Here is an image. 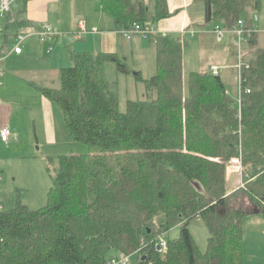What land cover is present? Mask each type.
Masks as SVG:
<instances>
[{"label": "trees", "instance_id": "trees-1", "mask_svg": "<svg viewBox=\"0 0 264 264\" xmlns=\"http://www.w3.org/2000/svg\"><path fill=\"white\" fill-rule=\"evenodd\" d=\"M28 1L15 9L16 0L2 18L1 49L29 26ZM201 1L205 24L225 31L238 21L253 31L261 7L260 0ZM101 10L117 34L170 17L166 0H101ZM148 41L156 47L155 73L145 80L136 73L145 99L128 100L124 111L104 80L108 62L129 74L115 55L70 52L73 65L59 70V87L40 89L90 154L61 156L54 170L47 167L52 186L44 207L17 202L0 210V264H107L133 255L135 264H243V219L264 214V48L254 31L243 46L250 92L239 113L219 75L194 72L186 86L181 38ZM233 159L242 165L234 186ZM237 198L252 211L233 204ZM194 218L207 227L204 252L188 228ZM174 228L178 236L168 238ZM160 238L165 251L157 249Z\"/></svg>", "mask_w": 264, "mask_h": 264}, {"label": "rangeland", "instance_id": "rangeland-1", "mask_svg": "<svg viewBox=\"0 0 264 264\" xmlns=\"http://www.w3.org/2000/svg\"><path fill=\"white\" fill-rule=\"evenodd\" d=\"M260 1V10L252 18L249 26L257 34L260 47L264 48V0ZM22 2L23 0H17L15 9L19 8ZM199 5L192 10V14L196 18H200V12L201 10L203 11L202 4L200 3ZM48 15L49 19L45 25L51 27L52 34L55 36L53 41L46 40L43 44L38 43L34 35L33 37L29 36L30 33L26 32V39L21 44V49L30 52L33 56L41 57L45 63H50V67L45 68L47 71H50L46 74L47 81H41V86L58 88L60 85L58 70L73 65L70 60V50L76 51L75 53L78 51H92L91 53L93 54L94 52L92 36H89L90 34H86L83 40L76 42L72 39L79 24H85L89 31L92 30L91 28H95L99 33H107L109 31L108 25L113 23V20L101 10V0H57L50 3ZM110 28L113 29V27ZM196 28L198 29L199 27ZM213 28L210 25L205 26L202 31H212ZM197 31L199 32V30ZM198 41L199 36H195L193 38H186L183 42L182 53L185 63L184 80L186 86L188 78L193 72L202 71V57ZM14 45H16V42L11 39L8 47L12 48ZM141 45L145 50L137 49L134 46L129 48L122 45L118 51V55L117 53L115 54V57L126 65L129 74L118 72L113 62H108L104 66V80L109 84H114L119 102V111H124L128 100L145 99L144 83L136 79V73L139 72L143 80L150 78L155 73L156 47L149 41H143ZM48 48L52 50L50 56L45 54ZM234 74H231V77H229L227 73L222 72L221 79L226 87L227 95L233 99L235 106H237V74ZM53 107L58 121L56 128L58 132L60 130L62 133V138L59 137L58 143L54 147H42L37 154L39 158L31 160H16L13 158L10 160V166L3 174L0 173V200L5 202L4 204L1 202L4 210L14 208L17 202L29 210H37L44 207L47 204V193L52 186L50 175L46 170L47 167L54 170L57 166L56 160L61 156H85L90 154L89 148L86 145L75 142L69 137L64 127L63 116L60 110L55 105ZM238 116L240 117L239 113ZM49 159L52 161H49ZM234 160H238L241 165L239 159ZM231 165L230 161L228 167L232 168ZM233 169L231 172H234ZM241 172L242 169L239 174H242ZM240 180L241 177L237 174L236 180H231L232 186L239 185ZM242 200L241 198H237L233 201V204H236V206L237 204H243V208L252 211V208L250 209L249 207L250 205L244 204ZM254 217L256 216L248 217L247 219L253 218V220H248L250 221L246 222L248 225H243V264H264V216L260 218ZM188 228L198 250L204 252L209 236L204 222L200 218H194L189 222ZM178 234L179 229L174 228L168 235V238H175ZM135 261L136 257H131V263L134 264Z\"/></svg>", "mask_w": 264, "mask_h": 264}, {"label": "crops", "instance_id": "crops-1", "mask_svg": "<svg viewBox=\"0 0 264 264\" xmlns=\"http://www.w3.org/2000/svg\"><path fill=\"white\" fill-rule=\"evenodd\" d=\"M55 1L57 0H29L26 5L25 15L29 26L25 27L21 32L24 34L29 32V36L33 37L34 33L48 22V7L51 2ZM166 2L170 17L156 23L155 27L157 30L167 33L168 36L181 38L182 42H184L186 38L199 36L198 42L202 57L201 73L210 72V67L217 66L221 68L218 74L220 77L222 72L227 73L229 77H231V74L235 75L234 53L236 45L234 37L231 33L226 34L222 42L218 43L212 32L213 30L202 31L205 26H209L205 24L204 5L202 1L166 0ZM200 3L202 4L203 11L201 10L200 12V18H196L192 14V10L194 7L200 6ZM4 21V19L0 18V26H3ZM108 27L109 31L107 33H99L97 30L96 33H93L86 27L88 30L86 34L92 36V47L95 49H93L94 55H115L116 53L118 55V51L122 45L129 48L134 46L137 49L145 50L141 45L143 40L133 38L131 41H126L115 32L114 22L109 24ZM110 27H113V29ZM196 27L199 28L197 29ZM210 27L214 26L210 25ZM182 29L188 31L192 30L194 33L192 36L188 34L182 35L180 32ZM197 30H199V32ZM76 32H78V27ZM85 35L79 40H83ZM34 37L35 39L37 38L35 35ZM72 39L75 42L78 41L73 37ZM36 41L38 42L37 39ZM13 47L9 48L7 44L3 49V54L0 59V128L7 127L12 134L16 135V140L10 139L8 143L0 142L1 174L10 166L11 159L31 160L39 158L37 154L42 147H54L57 145L59 137L62 138V133L60 130L58 132L56 128L58 121L56 119V111L53 104H51L40 92L42 88H49L41 86V81H47L46 74L50 71H47L45 68L50 67V63H45L41 57L33 56L30 52L24 50H22L21 54L16 55L12 52ZM48 49L45 51V54L50 56L52 50L48 51ZM70 52L75 53L76 51L70 50ZM91 52L78 51L77 53L92 54ZM244 52L246 56L249 53L248 50ZM183 58L182 53L184 78L185 63ZM34 147H36V149H34ZM228 177L230 180H236L235 173L229 174ZM1 202L0 200L1 211H4ZM2 203L4 204L5 202ZM253 216L260 218L264 216V214L254 211L249 212L243 219V225L250 222L248 220H253V218L247 219Z\"/></svg>", "mask_w": 264, "mask_h": 264}, {"label": "built area", "instance_id": "built-area-1", "mask_svg": "<svg viewBox=\"0 0 264 264\" xmlns=\"http://www.w3.org/2000/svg\"><path fill=\"white\" fill-rule=\"evenodd\" d=\"M15 3H16V0H0V18H3L6 15H8L11 12ZM91 31L93 33L97 32L95 29H92ZM180 32L182 35L188 34L190 36H192L194 33L192 30L188 31L186 29H182ZM212 32H213V34L216 38V41L218 43L222 42V40L226 34L231 33L234 37L235 45H236V49H237V54L235 57V65H234V68H235V71L237 74L236 102H237L238 111L240 113L242 94L243 93L248 94L250 92V90L248 88L244 87V79L242 76L243 70L246 69V66L244 64L245 54L243 52V46H244L247 38L250 37V35L253 31L246 30L244 28L243 22L238 21L237 26L234 27L232 31H225L220 26H215L213 28ZM86 33H87V29L85 27V24L80 23L78 26V32H76L73 35V38L75 40H79ZM118 34L126 41H131L133 38H139L143 41H148L149 38H151V37H153V38L154 37L165 38L168 36L167 33L158 31L155 26L150 25V24H145V25L134 24L130 30H128V31L123 30V31H120ZM34 35L37 37L38 42H40L42 44L45 43L46 40H49L52 42L53 39L55 38V36L52 34V29L49 25H42L34 33ZM2 36H3V28L0 27V59H1V56L3 54V49H1L2 42H3ZM25 39H26V37H25L24 33L19 34L18 36H16L13 39V41L16 42V45H14V47L12 49V52L14 54H16V55L21 54V52H22L21 44L24 42ZM50 50H51V48L48 49V51H50ZM220 69H221L220 67L212 66L209 68V71L213 76H217L220 72ZM0 76H1V73H0ZM10 139L16 140V135L12 134L9 128L1 127L0 128V142L1 143H8ZM233 160H231L232 168L230 166L228 167V172H229L228 176H229V174H233L236 172L235 173L236 176L238 174L241 177V174H239L241 169H242L241 165H240L238 160H234V161ZM232 169L234 170V172H231ZM0 210H1V207H0ZM158 248H159V250H162V251L166 250V242L163 238H160L158 240ZM133 256L136 257V255H133ZM133 256H122L119 258H112L108 261L107 264H133V263H131V257H133Z\"/></svg>", "mask_w": 264, "mask_h": 264}, {"label": "water", "instance_id": "water-1", "mask_svg": "<svg viewBox=\"0 0 264 264\" xmlns=\"http://www.w3.org/2000/svg\"><path fill=\"white\" fill-rule=\"evenodd\" d=\"M256 19V18H255ZM157 249H159L158 247H157Z\"/></svg>", "mask_w": 264, "mask_h": 264}]
</instances>
